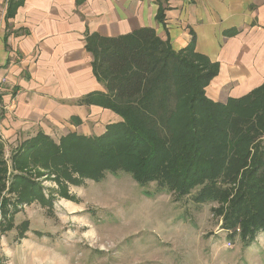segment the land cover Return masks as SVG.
I'll list each match as a JSON object with an SVG mask.
<instances>
[{"label":"trees","instance_id":"obj_1","mask_svg":"<svg viewBox=\"0 0 264 264\" xmlns=\"http://www.w3.org/2000/svg\"><path fill=\"white\" fill-rule=\"evenodd\" d=\"M86 47L106 88L87 100L121 119L98 136L70 132L58 143L38 132L11 150L9 164L0 140V226L11 206L47 204L30 172L39 163L66 182L124 171L140 185L155 182L179 196L197 189L195 201L220 204L221 227L238 229L247 243L264 231V82L240 97L211 100L205 88L217 64L191 43L174 50L147 26L118 36L91 34Z\"/></svg>","mask_w":264,"mask_h":264},{"label":"crops","instance_id":"obj_2","mask_svg":"<svg viewBox=\"0 0 264 264\" xmlns=\"http://www.w3.org/2000/svg\"><path fill=\"white\" fill-rule=\"evenodd\" d=\"M145 26L174 50L191 43L217 64L205 88L211 100L240 97L264 82V0H0L4 147L38 132L54 140L70 132L92 137L119 121L87 100L106 91L87 37Z\"/></svg>","mask_w":264,"mask_h":264},{"label":"rangeland","instance_id":"obj_3","mask_svg":"<svg viewBox=\"0 0 264 264\" xmlns=\"http://www.w3.org/2000/svg\"><path fill=\"white\" fill-rule=\"evenodd\" d=\"M4 149L9 164L13 148ZM38 164L30 172L48 202L10 207L0 264H264V231L247 243L221 227L220 204L195 201L197 189L179 196L124 171L66 182Z\"/></svg>","mask_w":264,"mask_h":264},{"label":"built area","instance_id":"obj_4","mask_svg":"<svg viewBox=\"0 0 264 264\" xmlns=\"http://www.w3.org/2000/svg\"><path fill=\"white\" fill-rule=\"evenodd\" d=\"M1 119H2V103L0 99V123H1Z\"/></svg>","mask_w":264,"mask_h":264}]
</instances>
